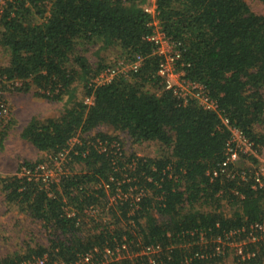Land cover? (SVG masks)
Here are the masks:
<instances>
[{
    "label": "trees",
    "instance_id": "1",
    "mask_svg": "<svg viewBox=\"0 0 264 264\" xmlns=\"http://www.w3.org/2000/svg\"><path fill=\"white\" fill-rule=\"evenodd\" d=\"M249 1L157 0L163 30L179 44L184 77L202 84L217 109L166 87L161 58L147 39L149 0L1 5L0 49L9 62L0 67V98L3 91L34 90L61 108L55 116L32 117L20 133L45 158L0 174L4 200L41 223L49 244L0 256V264H89L84 257L90 253L92 264H219L230 247L217 254L216 239L231 232L238 233L231 241H245L251 253L245 260L237 256V264H264V231L257 230L254 241L247 237L251 225L264 224V183L256 182L260 161L241 154L228 166L234 174L220 170L231 136L223 117L258 152L264 149V15ZM112 48L120 60L141 56L143 64L129 78L118 73L97 84L94 79L117 62L103 57ZM4 119L0 149L14 122L2 128ZM100 126L136 143L159 144L163 152L127 154L117 149L118 136L93 133ZM59 155L73 166L59 180L43 181L42 165ZM75 164L82 166L77 172ZM122 245L123 257L106 258V248ZM149 246L160 250L143 253Z\"/></svg>",
    "mask_w": 264,
    "mask_h": 264
},
{
    "label": "rangeland",
    "instance_id": "2",
    "mask_svg": "<svg viewBox=\"0 0 264 264\" xmlns=\"http://www.w3.org/2000/svg\"><path fill=\"white\" fill-rule=\"evenodd\" d=\"M5 1L6 0H0V7ZM249 3L254 11L264 15V3L262 1L250 0ZM119 55L120 51L116 48H112L105 52L103 57L105 62L109 64L113 63L115 60H120ZM8 62L9 57L7 53L0 49V67L7 65ZM33 91L25 95L17 93L11 94L7 91H3L5 99L9 103V112L4 119L2 128L4 125L6 126L8 120L14 119V122L8 127L9 130L3 148L0 149V174H15L17 173L18 165L25 160L36 161L46 156L45 153L38 151L29 141L23 139L20 133L32 117L58 115L61 106L59 104L50 103L44 98L36 97L33 95ZM262 131L264 132V127H262ZM97 132H105L112 136H118L117 147L123 149L127 154L134 153L137 156L155 157L163 152L159 144L153 142L136 143L128 134L117 131L109 126H100L93 133L96 134ZM93 133L91 136H93ZM77 139L78 138H75L72 144H74ZM258 155L264 157L260 152H258ZM50 158L53 162L49 170L43 174V176L46 175L45 178L50 177L57 179L62 174L67 173L71 166H73V164L71 165L68 163L67 158L63 155L58 159L49 156V160L46 161L47 165H49ZM240 161L244 164H250L248 159ZM81 167V165L75 164L73 171L77 172ZM225 208H227V212L229 208ZM237 242L236 240L231 241L226 245L230 247L228 255L219 264H237L236 257L239 256V247L242 246L241 243L236 244ZM41 243L46 245L49 244L48 235L43 225L32 220V218L24 212L19 211L16 206L7 204L0 190V256L12 254L17 251L24 252L27 246L36 247ZM89 264L92 263L90 262Z\"/></svg>",
    "mask_w": 264,
    "mask_h": 264
},
{
    "label": "built area",
    "instance_id": "3",
    "mask_svg": "<svg viewBox=\"0 0 264 264\" xmlns=\"http://www.w3.org/2000/svg\"><path fill=\"white\" fill-rule=\"evenodd\" d=\"M145 11L151 16L150 26L152 27V32L147 36L148 41L154 44L155 49L154 53L157 54L160 59L159 66V75L163 78L164 83L167 88L173 89L176 95L188 99H195L199 103L202 108L205 109H217L216 102L210 98L208 93L205 91L204 86L197 81H192L190 79H186L184 77L182 67L184 63L182 62L181 53L179 50V44L173 41L163 30L160 19L158 17V4L157 0H149V2L145 5ZM143 58L141 56H136L134 60L126 61L125 59L117 60L116 63L112 64L108 68H106L102 73H100L95 79L94 82L97 84H107L111 82L115 76L119 73L127 78H129L133 73L137 72L143 64ZM85 102L87 104H91L93 102L92 97L86 98ZM9 112V103L5 98H0V118L6 117ZM224 124H226L229 129H231L230 140L227 144V156L226 159L222 162L220 166V170L227 173L229 176L234 174L231 170L228 169V166L231 163L237 161L238 156L240 154H250L257 157L260 161V166L258 171L256 172V182L263 185L264 179V157H260L258 155V150L254 147L255 144L246 136L244 132L240 129L233 127L230 125V122L227 118H222ZM1 129V128H0ZM1 131V130H0ZM117 145V143H116ZM117 149H119L117 147ZM264 155V149L262 151ZM61 155L58 156L60 158ZM54 158V159H58ZM48 165H42V169H44V173L49 170ZM218 171H214V175H218ZM43 181L48 182L50 180H59V178H45L46 175L43 176ZM115 196L110 199H114ZM96 213L95 209L92 214ZM262 230L264 231V224H255L251 225V231L247 234L252 241L257 239V235H255L256 231ZM234 234V235H233ZM237 232H231L226 236L225 239L218 237L216 239V253L222 254L226 251V245L231 242V238L237 235ZM234 239V238H233ZM229 240V241H228ZM241 243L240 251L238 252L239 256H242V259H247L251 257V253H246L245 241L237 242L236 244ZM244 243V244H243ZM240 244V245H241ZM124 249H126V245H122L115 250H111L109 248L105 249L106 258L108 259H116L123 257ZM160 250L159 246H149L147 247L143 253L145 254H153ZM92 258V254H87L84 257V262L90 263ZM42 261H39V264H42ZM25 264H31V262H27ZM65 264V263H64Z\"/></svg>",
    "mask_w": 264,
    "mask_h": 264
}]
</instances>
